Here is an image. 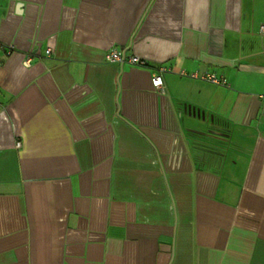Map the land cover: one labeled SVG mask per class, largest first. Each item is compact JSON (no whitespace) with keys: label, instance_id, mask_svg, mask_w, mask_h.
<instances>
[{"label":"crops","instance_id":"1","mask_svg":"<svg viewBox=\"0 0 264 264\" xmlns=\"http://www.w3.org/2000/svg\"><path fill=\"white\" fill-rule=\"evenodd\" d=\"M0 40V264H264V0H0Z\"/></svg>","mask_w":264,"mask_h":264},{"label":"built area","instance_id":"2","mask_svg":"<svg viewBox=\"0 0 264 264\" xmlns=\"http://www.w3.org/2000/svg\"><path fill=\"white\" fill-rule=\"evenodd\" d=\"M4 46V43L0 40V48ZM7 48L9 53H13L15 51V45L13 43H9L7 44ZM47 54L50 55L52 52L51 48L47 49ZM107 61L109 62H119V63H125V62H129L131 64L134 65H145L147 64V60H145L144 58L138 56V55H128L125 51H119L117 49H111L109 50V52L107 53ZM24 64L25 65H30L31 64V59L28 56L25 60H24ZM165 72V68L162 66H159L156 70V72L154 73L153 77H152V84L153 86L158 89L160 92L164 93L165 92V85H164V81H163V74ZM192 76L195 77H202L204 79H207L213 83L219 84V85H226L227 79L218 76L216 73L214 72H204L203 74H199L198 72H194L191 74ZM262 97L264 98V92L262 93ZM17 146H21V142L18 141L17 142Z\"/></svg>","mask_w":264,"mask_h":264}]
</instances>
